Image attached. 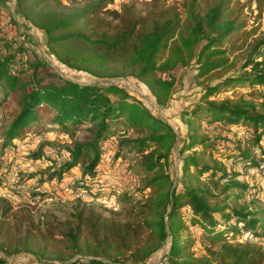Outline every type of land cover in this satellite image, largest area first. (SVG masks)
Listing matches in <instances>:
<instances>
[{
  "label": "trees",
  "instance_id": "16d2710c",
  "mask_svg": "<svg viewBox=\"0 0 264 264\" xmlns=\"http://www.w3.org/2000/svg\"><path fill=\"white\" fill-rule=\"evenodd\" d=\"M114 1L92 0L61 17L36 20L29 13L43 0L29 5L13 0V17L21 14L41 29L47 50L58 62L95 79L81 83L67 78L44 57L25 62L21 46L14 42V51L0 56V107L6 108L2 149L16 151L18 142L47 132L70 139L66 160L51 157L45 168L22 174L17 183L34 178L28 197L36 199L50 194L46 182L75 175L71 191L81 190L92 201L112 197L121 205L105 216L78 199L62 221L59 233L71 251L85 256L81 264H147L162 249L168 264H264V245L257 243L264 238V198L257 180L242 178L246 169L261 164L259 171H264V99L257 104L244 92L231 99L215 98L241 86L264 98V35L250 44L241 71L206 84L197 102L181 111L186 131L177 145L173 127L118 79L133 76L148 88L157 106H164L172 97L177 67L194 62L196 76L202 78L227 65V47L235 42L228 38L245 27V18H224L232 0H180L178 6L148 0L142 9L134 1L111 8ZM4 41L0 36V46ZM220 121L235 125L243 136L225 144L199 133L204 122ZM81 125L84 134L79 139L75 132ZM126 130L134 135H121ZM49 145L43 141L16 157L20 160H11L0 173L1 185L12 163L36 160ZM108 149L119 164L133 152L136 186L97 172ZM175 150L179 176L173 179L169 168ZM2 164L3 158L0 168ZM129 167L133 170L130 161ZM10 210V202L0 197V227ZM194 231L206 242L201 251L195 248ZM48 233L47 238L54 239V231ZM38 250L43 255L44 248L34 249L27 240L12 252ZM0 264H9L4 254Z\"/></svg>",
  "mask_w": 264,
  "mask_h": 264
},
{
  "label": "rangeland",
  "instance_id": "374dc122",
  "mask_svg": "<svg viewBox=\"0 0 264 264\" xmlns=\"http://www.w3.org/2000/svg\"><path fill=\"white\" fill-rule=\"evenodd\" d=\"M40 0H22L23 5L36 4ZM43 3L36 4L33 10L29 13V17L42 20L47 16L53 18L61 17L73 9L82 7L92 0H76L71 2L70 0H43ZM134 1L137 8L142 9L144 3L148 0H115L111 5V8L118 6L122 2ZM167 4L178 6L180 0H166ZM204 3L210 4L212 0H203ZM203 4V3H202ZM14 2L13 0H0V36L5 40L3 45L0 46V56L6 55L14 51V42L21 46L19 50V55L27 60L33 61L35 59H40L42 57L46 58L51 65L53 70L57 71L61 75L76 80L81 83L92 82L95 79L84 71L75 70L69 68L56 60V58L49 53L46 47L45 35L41 29H36L33 24L26 20L21 14L15 13L14 16ZM10 16L11 20L7 22L6 18ZM236 17L238 21L245 18L246 25L238 33L229 36L228 39H234V46L227 47L226 56L228 57L227 65L224 68H219L212 71L207 76L202 78H197V64L191 62L187 66H179L174 70V75L176 78L173 94L170 101L164 106H157L154 98L150 94L148 88L139 80L133 76H126L119 78L121 82L129 91L135 96L140 97L146 105L152 110L153 113L162 117L166 120L174 129L177 134V145L181 141L184 133L186 131L185 124L181 118V111L191 107L197 102V97L199 91L208 83H213L221 79L222 77L241 71V65L247 56L250 44L258 37L264 35V2L259 4L257 0H232L227 12L224 14L225 17ZM6 26L10 28V32H7ZM223 49L226 47L223 45ZM231 50V51H228ZM25 72V71H24ZM42 74V70L39 71ZM248 88L241 86L236 88L232 93L223 92L215 98L217 100H222L225 98H235L241 93L246 94V98L253 100L255 103L259 104L264 98L256 92L252 91L247 93ZM2 93L0 91V99ZM16 105L15 100H10V107ZM6 111L5 107H0V160L2 158H11L10 160H20L15 151L11 148L2 149V139L1 131L3 128V117ZM49 116L45 118L44 124H48ZM83 125L76 130L75 136L79 139L82 138ZM200 134L207 135L219 142L225 144L234 143L237 138L243 136L240 131H237L235 125H230L224 121L207 123L204 122L201 125ZM41 137L36 136L38 141H36V146L39 143L46 141L52 143L49 145L51 149V154L46 157V165L44 167H32L31 170L20 171L18 174H26L29 172H35L36 170L45 168L51 157H55L58 161H64L67 159V149L66 145L69 144V137L55 133L47 132L40 134ZM125 136H133L134 133L131 131H125ZM40 138V139H39ZM2 150V152H1ZM3 153V154H2ZM2 154V155H1ZM27 153H23L19 156H25ZM127 161L123 163L126 168L132 165V180L137 182V173L133 171L136 170V158L133 152L126 154ZM28 161V160H27ZM27 161L23 160L20 162L21 165H25ZM118 163H120L118 161ZM79 165H76L73 170L77 173ZM129 169V170H130ZM170 173L174 178L179 176V160L176 154V150L170 156ZM113 172V171H112ZM112 172H107L113 177ZM242 178H247L252 181L257 180V186L259 196L264 198V171H253V169H246L245 174H242ZM245 176V177H244ZM69 180L76 178L75 175L68 176ZM30 179V178H29ZM32 184V183H31ZM80 199L83 202L90 203L89 205L100 211L103 215L109 216L111 210H118L121 205H116L115 207H110L102 202L92 201L91 198H67V197H57L51 200L39 198L33 202L26 201H13L11 204V210L9 216L6 219V223L0 227V254H4L9 264L23 263L27 262L29 264H65L67 262H74L75 260H80V263L84 260L85 256H81L78 253H74L68 248V242L62 238L59 233L60 224L65 218L68 217L69 212H71L78 204L77 200ZM52 230L55 233L54 239H48V231ZM27 235L30 239H26ZM193 235L195 237V248L197 251H201L206 245L203 237L199 231H194ZM246 234L244 238H246ZM30 240V244L34 249L44 248L43 255L39 253V250L34 253H27L25 251H19L18 253H13L12 249L14 247H20L22 244ZM258 240V239H257ZM259 244H264V239H259L257 241ZM6 245L5 248L1 246ZM6 251V252H5ZM163 249L154 253L147 264H168L166 259L162 256Z\"/></svg>",
  "mask_w": 264,
  "mask_h": 264
},
{
  "label": "built area",
  "instance_id": "2783aa9c",
  "mask_svg": "<svg viewBox=\"0 0 264 264\" xmlns=\"http://www.w3.org/2000/svg\"><path fill=\"white\" fill-rule=\"evenodd\" d=\"M10 16H7L6 20L7 22L10 20ZM7 32H10V28L8 29V26H6ZM41 137V135H39ZM40 139V138H39ZM36 141H38V138H34L32 140L26 139L24 141H20L17 144V149L15 151V155L19 156L23 153H27L29 150H32L36 146ZM51 154V149L47 148L45 150V155L42 157L36 159V160H28L25 165H21L20 163H12L10 165V171L5 175L4 178V184L5 186L1 185L2 177H0V197H3L7 199L10 203L13 201H26V202H33L36 199H31L28 197V191L30 188L31 183L34 184V178L27 179L25 182L17 183L19 182V172L20 171H26L33 169L32 167H44L46 165V156H49ZM11 158H3V164L0 168V173L4 170V167L8 164H10ZM262 167V164L259 166V168ZM259 168H254L253 171H259ZM113 171V172H112ZM97 172L103 177L105 175H109V172L113 173V179L115 178L117 181L121 182V184H124L128 187H134L136 186V182L132 180V174L131 171H129L126 166L123 164H119L117 161L113 160L112 151L108 149L106 153L103 155L101 164L99 168L97 169ZM108 172V173H107ZM111 173V174H112ZM110 176V175H109ZM107 179V178H106ZM71 180H69L67 177L63 178L62 180H56L52 179L51 181H48L45 183V190L49 191L50 194L48 196L43 197L42 199H53L57 197H67V198H90L89 195H87L85 192L81 190H75L71 191L69 187V183ZM15 188H18L20 192H25V195H21L20 193H16L14 191ZM98 202H102L107 206L115 207L116 202L114 198L112 197H105L103 199L97 200ZM264 239V238H263ZM264 245V244H263Z\"/></svg>",
  "mask_w": 264,
  "mask_h": 264
},
{
  "label": "crops",
  "instance_id": "0c3cea01",
  "mask_svg": "<svg viewBox=\"0 0 264 264\" xmlns=\"http://www.w3.org/2000/svg\"><path fill=\"white\" fill-rule=\"evenodd\" d=\"M104 177L107 178L108 180H113V177H112V176L105 175ZM113 181H114V180H113Z\"/></svg>",
  "mask_w": 264,
  "mask_h": 264
}]
</instances>
